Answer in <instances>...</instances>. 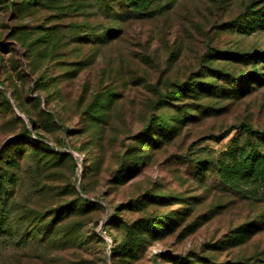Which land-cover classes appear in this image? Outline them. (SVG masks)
Returning <instances> with one entry per match:
<instances>
[{
    "label": "rangeland",
    "instance_id": "rangeland-1",
    "mask_svg": "<svg viewBox=\"0 0 264 264\" xmlns=\"http://www.w3.org/2000/svg\"><path fill=\"white\" fill-rule=\"evenodd\" d=\"M14 2L0 0V165L17 157L13 141L26 152L3 167L16 179L0 198V264H264V145L242 129L264 132V0L146 1L145 19L89 46L73 41L87 29L118 27L125 16L119 0H104V11L97 0L93 10L84 0H55L19 16L7 8ZM245 10L259 17L255 24ZM17 28L30 39L48 35L56 43L52 58L34 62ZM123 74L124 98L99 133L100 125L90 130L81 115L90 91ZM40 77L51 78L49 90L36 88ZM190 77L213 95L177 103L189 105L193 118L169 140L142 136L150 89ZM24 128L70 154L77 171L66 157L36 169L46 153L21 138ZM83 200L98 208L86 210ZM65 204L80 209L75 235L57 248L27 240L35 216Z\"/></svg>",
    "mask_w": 264,
    "mask_h": 264
},
{
    "label": "trees",
    "instance_id": "trees-1",
    "mask_svg": "<svg viewBox=\"0 0 264 264\" xmlns=\"http://www.w3.org/2000/svg\"><path fill=\"white\" fill-rule=\"evenodd\" d=\"M58 1L61 2L62 0ZM84 1L87 2V8H91V10H93V7H91L93 6V0ZM146 1L148 4L149 1L152 0H119L116 6L121 8V10L123 11L122 15L125 16L119 21L120 25L118 27H113L108 31H106V29H102L100 32H92L93 30L87 29L86 34L88 35L82 39L73 41V43H77L80 46H89L92 45L93 42L101 43V45L107 43L111 39L121 34L122 25L128 22L133 23V20L141 21L148 16V9L143 6V4L145 5ZM103 2L104 0H97V5L104 11L105 7L103 6ZM53 3H55V0H15L14 4L8 5L7 8H15L13 9L16 10L14 11L15 15L19 16L33 11V9L35 8H51L53 6ZM106 13L107 12H105V14ZM108 13L113 14V9H110ZM244 15V19L247 17L245 21L249 20L250 24H255L256 18H259L256 16L255 12H251L249 10H245ZM111 16L117 18L121 17V15H118V13H115V15ZM17 30L19 31V34H23V36H21L19 40L23 42L25 50L27 52L29 51V49L30 51L34 50V62H36L37 59L46 60V58H48V60H50L52 58L53 53L56 49V43L55 41H51L48 35H39L34 39H30V33L25 32L24 28H17ZM19 34L17 32L14 35ZM30 51L28 52V54H30ZM82 63L84 62L76 63V65H82ZM124 77V74L121 76V79H114L112 77L111 83L104 89L99 88V82L96 81L95 86L92 88V90H89L93 96L82 110L81 115L83 116L84 120L86 119L91 121L90 130L93 128L92 124H97V126L100 125V127H98L97 129V133H99L101 130V126L103 127L109 122L112 115V110L116 107V102L124 98V94L127 89V83L124 80ZM221 77L223 79H231V76L229 74H221ZM47 78L51 79L50 77ZM48 79L40 77L38 79V85H36V88H38L39 90H49L50 85L48 86L46 81ZM236 82L237 81L231 80L228 82V85H233ZM54 87H56V84L52 83L51 90ZM150 92L152 93L154 98L152 100H149L146 104L147 118L144 130L141 135L145 137L147 135L150 136L152 134H155L156 137H160L165 140H169L171 134H174V132H178L180 130L179 127L182 126V124L186 120H192L193 118L191 117L192 113L190 112L191 108L188 107L189 105H177V103H183L185 100L195 102L197 99V97L195 96H198L199 98L200 96L206 97L208 95H213L210 85L197 83V81H195V78L191 77L186 79L184 83L171 84L169 88L162 91H159L158 89L153 87L150 89ZM55 94H58V91H55ZM202 99L205 98L202 97ZM36 100L38 101V103L41 101L40 97H38ZM5 105H8L7 100L5 101ZM170 109H175V111H171ZM164 110L167 111V118L163 112L160 115L158 114L160 111ZM162 115H164L165 118L169 120L168 123H165L164 117ZM27 122L28 125L33 129V131H35V122L31 118H27ZM242 129L248 136L254 137V139L259 142L258 146L264 145V132H254L247 126H242ZM21 138L25 140L27 144L42 148L44 150V153H46L45 155H41L40 158L38 157V160L34 161L33 165L36 169L39 168V165H41V167L56 166L64 160L63 158L66 157V159L68 158L72 163V171H77L78 166L76 161H73L72 156L70 154H65L61 153L60 151L54 150L49 145L42 144L41 140H43V138L41 135L37 133L31 134L28 129L24 128L21 134ZM151 141L153 145H156L157 143L160 144V142L158 141ZM16 144L17 143L13 141L9 144V148H12L11 154H14L17 157L11 160V162L6 165H0V198L3 197L2 193L6 192V189L13 187V181H15L16 179L13 175H10L8 171H5L3 167H14L19 156H23V154L26 152L23 147H16ZM59 146L65 148V145L63 143H61ZM69 150L77 153V151L74 149L69 148ZM255 150L259 151H254L253 153L260 156L262 153L260 149ZM3 179H5L6 185L3 182ZM79 193L80 195H82L83 191L80 189ZM83 203L84 207H86V210L98 208L92 205L91 202L87 200H83ZM79 211L80 209H75L73 205L65 204L53 209L52 215L44 218L43 215L42 217L39 216L41 220H37V217L35 216L32 220L38 223L36 229H32L29 227L23 232V234H25L27 240L37 245L38 247L44 248L45 246H52V248H57L59 244L63 243L64 239H62V237L64 235H75L77 228L82 227L80 225V221H75V218H77L76 213ZM26 220L31 221V217L26 218ZM63 224H66V227L61 228ZM1 233L2 231H0V234ZM75 240L76 239L72 240L73 244L77 243L73 242Z\"/></svg>",
    "mask_w": 264,
    "mask_h": 264
}]
</instances>
